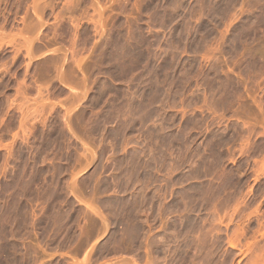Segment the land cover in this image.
Returning a JSON list of instances; mask_svg holds the SVG:
<instances>
[{
    "label": "rangeland",
    "instance_id": "rangeland-1",
    "mask_svg": "<svg viewBox=\"0 0 264 264\" xmlns=\"http://www.w3.org/2000/svg\"><path fill=\"white\" fill-rule=\"evenodd\" d=\"M261 1L0 0V214L31 215L25 264H264Z\"/></svg>",
    "mask_w": 264,
    "mask_h": 264
},
{
    "label": "bare ground",
    "instance_id": "bare-ground-1",
    "mask_svg": "<svg viewBox=\"0 0 264 264\" xmlns=\"http://www.w3.org/2000/svg\"><path fill=\"white\" fill-rule=\"evenodd\" d=\"M253 1H254V0H253ZM257 2H258V1H257ZM257 2H256V3H257ZM261 2H263V1H261ZM253 3H254V2H253ZM258 3H259V2H258ZM263 3H264V2H263ZM263 3H262V4H263ZM257 5H258V4H257ZM260 6H261V5H260ZM263 10H264V9H263ZM263 13H264V12H263ZM262 18H263V17H262ZM122 44H123V43H122ZM122 47H123V46H122ZM114 48H116V47H114ZM124 48H125V47H124ZM113 51H114V50H113ZM121 51H122V50H121ZM121 51H120V52H121ZM124 51H125V50H124ZM127 52H129V51L127 50ZM122 54H124V53H122ZM122 54H121V55H122ZM145 54H146V53H145ZM118 55H120V54H118ZM121 55H120V56H121ZM113 56H114V55H113ZM148 56H149V55H148ZM148 56H147V57H148ZM118 57H119V56H118ZM147 57L144 55V52H142V51H141L140 49H138L137 47H136V48H132V49H130L129 57H127V58H129V59H125V60H128V61H125V62H127V63L125 64V66H123L124 68L122 67V69H124V71H122V72H123L124 74H125V72H126V74H127V72H129V73H130L131 71L133 72V71H134L133 69H136V70H137V68L140 67V66H142L141 64H143V63L146 61ZM153 57H154V56H153ZM123 58H125V57H123ZM123 58H122V59H123ZM117 59H118V58H117ZM153 59H154V58H153ZM148 60H149V59H148ZM120 61H121V60H120ZM123 61H124V60H123ZM149 62H150V61H149ZM161 62H162V61H161ZM147 63H148V61H147ZM144 64H145V63H144ZM150 65H151V63H150ZM152 65H153V64H152ZM146 66H147V65H146ZM158 66H159V65H158ZM118 67H119V66H118ZM143 68H144V67H143ZM151 68H152V67H151ZM165 68H166V67H165ZM154 69H155V68H154ZM157 69H158V68H157ZM150 71H151V70H150ZM153 71H154V70H153ZM120 72H121V71H120ZM122 72H121V73H122ZM157 72H158V71H157ZM123 73H122V74H123ZM153 73H154V72H153ZM158 73H160V72H158ZM151 75H152V74H151ZM162 76H164V75H162ZM164 77H165V76H164ZM141 79H142V78H141ZM165 79H166V78H165ZM154 80H155V79H154ZM163 81H164V79H163ZM103 82H104V83L100 82V83L102 84V85L100 84V85H101L100 87H101L102 89H104V87H105V88L107 87V86H106L107 83H105V81H103ZM142 83H143V82H142ZM151 83H152V82H151ZM140 84H141V83H140ZM160 84H161V83H160ZM160 84H159V85H160ZM145 88H146V87H144V89H145ZM106 89H107V88H106ZM160 89H161V88H160ZM145 92H146V91H145ZM101 95H102V94H101ZM145 96H146V95H145ZM147 97H150V96L148 95ZM140 98H141V97H140ZM138 99H139V98H138ZM146 99H147V98H146ZM148 99H149V98H148ZM136 100H137V99H136ZM144 100H145V99L142 100V98H141L140 101H137V102L135 101L136 104H134V105H135L134 108H135V109L137 108L138 110H141V111H142V109L144 110L145 107H147V106H149V105L151 104V103H149V102H146L147 100H146V101H144ZM149 100H150V99H149ZM155 100H156V99H155ZM155 100H154V101H155ZM150 101H151V100H150ZM135 102H134V103H135ZM130 103H131V102H130ZM160 103H161V102H160ZM160 103H159V104H160ZM152 104H153V103H152ZM121 105H122V104H121ZM132 105H133V104H132ZM156 105H157V104H155V106H156ZM123 106H124V105H123ZM123 106H122V107H123ZM130 108H131V107H130ZM136 112H137V111H136ZM107 115L109 116V114H107ZM105 116H106V115H105ZM110 116H111V115H110ZM110 116H109V117H110ZM103 118H104V117H103ZM106 118H107V117H106ZM100 120H101V121H99V122H101V123L97 125V129H98L100 126L104 127V126L102 125V123L105 122V121H103V119H100ZM106 121L108 122V120H106ZM105 124H106V122L104 123V125H105ZM105 126H106V125H105ZM120 128L123 129L122 127H120ZM94 129H95V128H94ZM97 129H96V130H97ZM98 130H99V129H98ZM104 130L106 131V128H105ZM118 130H120V129H118ZM121 131H122V130H120L119 132H121ZM112 132H113V131H112ZM112 132H111V133H112ZM47 135H48V134H46V136H47ZM48 137H50V136L48 135ZM52 137H53V135H52ZM44 139H45V138H44ZM46 139H47V138H46ZM43 143H44V142H43ZM44 144H46V145H44V146H47V145H48L46 142H45ZM21 162H22V161H21ZM22 164H23V162H22ZM24 166H25V165H24ZM22 168H23V167H22ZM19 169L21 170V168H19ZM27 169H28V168H27ZM22 170H23V169H22ZM22 170H21V171H22ZM21 171H20V172H21ZM28 171H29V170H28ZM28 171L25 170V172H24L23 174L27 173ZM23 174H22V175H23ZM17 175H18V174H17ZM19 175H20V173H19ZM22 175H21V176H22ZM21 176H20V177H21ZM20 177L18 176V177H16V178H19V180H20V179L22 178V177H21V178H20ZM24 178H26V177H23L22 179H24ZM30 178H31V177H30ZM31 179L35 181V178H34V177L31 178ZM25 180H26V179H25ZM25 180H23V181L20 180V181L24 182V185H22L23 183L21 184L22 186H24V187H22V188H25V186H27L28 183H29V182L27 183V181L25 182ZM11 181H13V180H11ZM17 181H18V180H17ZM20 181H18V182H20ZM28 181H30L29 178H28ZM9 182H10V181H9ZM18 182H16V180H15V183H16V184H17ZM32 182H33V181H32ZM20 183H21V182H20ZM26 183H27V185H25ZM10 184H11V183H9V185H10ZM29 184L32 185L31 182H30ZM7 185H8V184H7ZM105 185H106V184H105ZM105 185H104V186H105ZM108 185H109V184H108ZM14 186H16V185H14ZM17 186H18V187H17L16 190L18 191V190H20V189H18V188H20V187H19L20 185L17 184ZM106 186H107V185H106ZM7 187H8V186H6V187L3 188V189L5 190V189H7ZM107 187L109 188V186H107ZM10 188H12V187H10ZM22 188H21V189H22ZM29 188H30V186L28 185V189H29ZM103 188H104V187H103ZM12 189H13L12 191H14L15 188H12ZM26 189H27V188H26ZM30 189H31V188H30ZM101 189H102V188H101ZM7 190L10 191L9 189H7ZM16 190H15V191H16ZM22 190H24L23 192L25 193V189H22ZM106 190H108V189H105L104 191L106 192ZM8 191H7V192H8ZM30 191H31V190H30ZM30 191H29V192H30ZM20 192H21V191H20ZM23 192H22V194L19 193V192H18V193L15 192V193H14L15 196H14L13 192H12L13 195L11 194V192H9V194L12 195L13 198L16 197L17 199H18L19 196H20V197H23L22 199L24 200V198H25V196H26V194H27L28 192L25 193V194H23ZM32 192H33V191H32ZM32 192H30V193H32ZM49 192H50V191H49ZM101 192H102V191H101ZM5 193H6V191H5ZM52 193H53V192H52ZM52 193H51V194H52ZM7 194H8V193H7ZM9 194H8V195H9ZM32 194H34V193H32ZM49 194H50V193H49ZM51 194H50L49 196H52ZM55 194H56V192H55ZM58 194H59V193H58ZM58 194H57V195H58ZM1 195H2V194H1ZM4 195H5V197H0V200H1V198H3V199L5 198V199H6V202H7V198H8V196H7L6 194H3V196H4ZM28 195H29V193H28ZM6 196H7V198H6ZM29 196H31V194H30ZM29 196H28V198H29ZM55 196H56V195H55ZM55 196H54V197H55ZM106 196H107V195H106ZM26 197H27V196H26ZM52 197H53V196H52ZM32 198H33V197H32ZM47 198H48V197H47ZM106 198H107V197H106ZM106 198H105V199H106ZM5 199H4V200H5ZM17 199L14 198V199H12V200H14V202H15V200H17ZM19 199H21V198H19ZM29 199H30V198H29ZM49 199H50V198H49ZM107 199H108V198H107ZM107 199H106V200H107ZM109 199H110V198H109ZM4 200H3V201H4ZM25 200H26V199H25ZM27 200H28V199H27ZM30 200H31V199H30ZM121 200H123V199H121ZM1 201H2V200H1ZM18 201L20 202L21 200H18ZM103 201L105 202V200H103ZM103 201H102V202H103ZM125 201H126V202H125ZM4 202H5V201H4ZM4 202H3V203H4ZM6 202H5V203H6ZM19 202H18V203H19ZM104 202H103V205L105 204ZM107 202L109 203V200H108ZM0 203H2V202H0ZM3 203H2V204H3ZM7 203H8V202H7ZM15 203H16V202H15ZM18 203H16V204H18ZM20 203H21V202H20ZM22 203H23V202H22ZM111 203H112V202H110V204H111ZM123 203H124V204L127 203V200L124 199ZM2 204H1V205H2ZM13 204H14V203H13ZM16 204H15V205H16ZM110 204H109L107 207L110 208ZM112 204H113V203H112ZM112 204H111V205H112ZM1 205H0V209H1V207H2ZM3 205H4V204H3ZM5 205H6V204H5ZM15 205H10V206H14V207H9V208L6 207V210H5V211L3 210L4 212H3L2 214H0V264H12V263L15 264V262H16V263H19V260H17V259H19V258L21 259L20 261L22 262V261L24 260V258L22 259L21 255L23 256V254H24V255L26 256L25 252H26V251L28 252V250H29L30 248L32 249V247H28V248H27V245L25 246V247H26V249H25V247L22 245L23 243L21 244V243H19L18 241H17V242H18V243H17L16 240H15V237H16V239H17V238L19 237V235H22L23 238H24V235H23L24 233H21V231H24V228H22L23 230H20V229H19V230H20V231H19V230L16 229L17 225H18V224H27V226H29L30 223H31V222L29 223V220L31 219V215L29 214V215H30V216H29V215L25 212V210H23V208H22V209H20V208L18 209V208H17V205H16V207H15ZM18 205H20V204H18ZM21 205H22V204H21ZM21 205H20V206H21ZM106 205H107V204H106ZM6 206H7V205H6ZM104 206H105V205H104ZM21 207H22V206H21ZM23 207H24V209H25V205H24ZM105 207H106V206H105ZM109 208H108V209H109ZM111 208H112V207H111ZM111 208H110V209H111ZM3 209H4V208H3ZM110 209H109V210H110ZM26 210H28L27 207H26ZM109 210H108V211H109ZM1 211H2V210H0V212H1ZM92 211L94 212V215H96V217H97V219H98V222L96 223V226H97V227H96V233H97L96 235L99 234V235H104V236H105V234H107V235L109 236V235H110V232H111V224H112V225L114 224V220H113V223H111V221H110L111 224H109L108 219H106L107 217H106V216L104 217V215L102 214L103 212L101 213L99 210H96V209H92ZM110 211H111V210H110ZM27 212H28V211H27ZM53 212H54V211H53ZM51 213H52V212H51ZM51 213H49V218H51V216H50ZM109 213H110V212H109ZM58 214H59V213H58ZM60 214H61V213H60ZM125 214H126V213H125ZM125 214H123V215H124L123 218H127V215H125ZM52 215H53V219H56V218H54V217L56 216V213H54V214L52 213ZM54 215H55V216H54ZM106 215H107V214H106ZM45 216H46V214L44 215V217H45ZM61 216H62V214H61L60 216L57 215V217L60 218V219L62 218ZM125 216H126V217H125ZM29 217H30V219H29ZM66 217H67V216H66ZM66 217L64 216L65 220L68 218V217H67V218H66ZM96 217H94V218H96ZM40 218H41V217H40ZM45 218L47 219V217H45ZM64 218H63V219H64ZM116 218H117V217H116ZM118 218H119V217H118ZM43 219H44V218H43ZM69 219H70V217H69ZM69 219H68V220H69ZM128 219H129V218H128ZM58 220H59V219H58ZM58 220H57V221H58ZM30 221H31V220H30ZM32 221H33V220H32ZM42 221H43V220H42ZM45 221H46V220H45ZM47 221H48L49 223L51 222L50 219L47 220ZM54 221H55V220H54ZM57 221H56V223H57ZM121 221H122V219H121ZM125 221H126V220H125ZM35 222H36V221H35ZM37 222H38V221H37ZM52 222H53V220H52ZM58 222H60V221H58ZM61 222H62V219H61ZM61 222H60V223H61ZM68 222H69V221H67V223H68ZM33 223H34V222H32L31 226L34 225ZM40 223H41V225H42V222H40ZM43 223H44V221H43ZM64 223H66V221H65ZM67 223H66V224H67ZM28 224H29V225H28ZM35 224H36V223H35ZM38 224H39V223H38ZM51 224H53V223H51ZM66 224H65V225H66ZM69 224H70V223H69ZM69 224H67V225H68L69 228L71 229L70 226H71V225L73 226V224H71V225H69ZM39 225H40V224H39ZM48 225H49V224H48ZM48 225H47V223L45 224L46 227H47ZM56 225L58 226V224H56ZM56 225H55V227H56L55 229H57V226H56ZM61 225H62V223H61ZM93 225H94V224H93ZM115 225H116V224H115ZM127 225H128V224H127ZM127 225H125V226H127ZM139 225H140V224H139ZM139 225L132 226L131 228L127 227V230H126V231H123V232L127 233V234H126L127 237L125 236V237H126L125 239L122 238V234H124V233H121V234L119 233V234H118V233H115L116 231L113 232V233H114V234H113V238H111V239H112V240L115 239V238H114V235H115V237L117 238V239H115V241H116L117 244L119 243L118 245H120V243H126L127 241H129V242L134 241V237H135V236H138V235L140 234V228H141V226H139ZM43 226H44V224H43ZM45 226H44V227H45ZM59 226H60V224H59ZM68 226H67V228H68ZM128 226H129V225H128ZM29 227H30V226H29ZM60 227H61V226H60ZM60 227H58L59 230L61 229ZM62 227H63V225H62ZM64 227H65L64 229H67L66 226H64ZM92 227H94V226H92ZM114 227L116 228L117 226H114ZM69 228H68V230H69ZM74 228L76 229L75 225H74ZM74 228H72V229H74ZM112 228H113V226H112ZM115 228H114V229H115ZM42 229L45 230L46 228H45V229L42 228ZM72 229H71V230H72ZM77 229H78V228H77ZM94 229H95V228H94ZM26 230H27V229H25V231H26ZM47 230H48V228H47ZM47 230H46V231H47ZM59 230L57 229V231H59ZM115 230H116V229H115ZM16 231H17V232H20V234L17 235ZM66 231H67V230H66ZM63 232L65 233V231H63ZM67 232H68V231H67ZM67 232H66V233H67ZM70 232H72L73 234H72V233H71V234L74 235L73 238H72L71 236H70V237H71L72 239H75V234H76L77 232L74 233L73 230L70 231ZM118 232H119V231H118ZM15 233H16V234H15ZM66 233H65V234H66ZM108 233H109V234H108ZM14 234H15V235H14ZM26 234H28V233H26ZM29 234H30V233H29ZM31 234H32V233H31ZM71 234H70V235H71ZM111 234H112V233H111ZM16 235H17L18 237H17ZM67 235H68V233H67ZM128 235H130L131 237H128ZM22 236H21V237H22ZM77 236H78V235H77ZM108 236H107V237H108ZM117 236H118V237H117ZM28 237H29V236H28ZM105 237H106V236H105ZM110 237H112V235H111ZM123 237H124V236H123ZM68 238H69V237H68ZM136 238H137V237H136ZM19 239H21V238H19ZM24 239H25V238H24ZM109 239H110V238H109ZM111 239L109 240L110 242H112ZM21 240H22V239H21ZM64 240H66V239L64 238ZM68 240H70V239H68ZM141 240H142V239H141ZM141 240H140V242H143V241H144V240H143V241H141ZM106 241H107V238H106ZM136 241H137V240H136ZM136 241H135V242H136ZM20 242H21V241H20ZM66 242H67V240H66ZM104 242H105V241H104ZM107 242H108V241H107ZM107 242H106V243H107ZM140 242H139V243H140ZM30 243H31V242H30ZM38 243H40V242H38ZM64 243H65V242H64ZM68 243H69V242H68ZM25 244H26V242H25ZM65 244H66V243H65ZM30 245H31V244H30ZM63 245H64V244H63ZM34 247H36V246H33V248H34ZM35 249H36V248H35ZM35 249H33V250H35ZM38 249H41V248H38ZM38 249L35 250V251H38ZM140 249H141V248H140ZM103 250H104V249H103ZM103 250H102V252H101L100 254L103 253ZM144 250H145V248H144ZM144 250H143V252H144ZM22 251H24V253H23ZM29 251H30L29 253H31V250H29ZM41 251L43 252V249H42ZM41 251H40V252H41ZM100 251H101V250H100ZM145 251H146V250H145ZM33 252H34V251H33ZM33 252H32V254H33ZM44 252H45V251H44ZM44 252H43V253H44ZM140 252H141V251H140ZM143 252H141V253L143 254ZM22 253H23V254H22ZM36 253H37V252H36ZM95 253H96V252H95ZM98 253H99V251H98ZM145 253H146V252H145ZM27 254H28V253H27ZM39 254H40V253H39V251H38V255H39ZM92 254H93V253H92ZM96 254H97V253H96ZM96 254H95V255H96ZM38 255H37V257H39ZM97 255H99V254H97ZM25 256H24V257H25ZM28 256H29V254L27 255V258H26V257H25V258H26V259H30V258H31V259L33 258V259H34V258L36 257V255H33V256H35V257H33V256L31 255L32 257H30V258H29ZM40 256H41V255H40ZM42 256H43V255H42ZM42 256H41V258H42ZM99 256H100V255H99ZM146 256H147V255H146ZM37 257H36V258H37ZM97 257H98V256H96V258H97ZM141 257H143V256L141 255ZM36 258H35V259H36ZM31 259L29 260V261H30V264H32V263L34 262V261H31ZM33 259H32V260H33ZM16 260H17L18 262H17ZM36 260H38V258H37ZM40 260H41V259L39 258V261H40ZM94 260H95V259H94ZM25 261L27 262L28 260H24V261L22 262V264H25V263H26ZM31 262H32V263H31ZM27 263H28V262H27ZM37 263H38V262H37ZM146 264H148V263L146 262Z\"/></svg>",
    "mask_w": 264,
    "mask_h": 264
},
{
    "label": "flooded vegetation",
    "instance_id": "flooded-vegetation-1",
    "mask_svg": "<svg viewBox=\"0 0 264 264\" xmlns=\"http://www.w3.org/2000/svg\"><path fill=\"white\" fill-rule=\"evenodd\" d=\"M107 253H105V255H106Z\"/></svg>",
    "mask_w": 264,
    "mask_h": 264
}]
</instances>
